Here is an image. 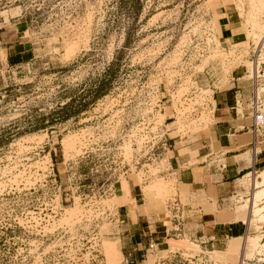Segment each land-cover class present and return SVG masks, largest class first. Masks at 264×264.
I'll return each instance as SVG.
<instances>
[{
  "label": "rangeland",
  "instance_id": "1",
  "mask_svg": "<svg viewBox=\"0 0 264 264\" xmlns=\"http://www.w3.org/2000/svg\"><path fill=\"white\" fill-rule=\"evenodd\" d=\"M219 7L236 27L230 41L219 39ZM250 12L251 0H0L2 32L17 33L4 40L28 50L18 68L0 50V264H126L116 208L129 185L170 220L166 134L205 129L212 91L233 78L252 95L264 16L256 28ZM256 191L238 208L256 229L245 252L252 264L264 254ZM168 242L179 254L149 253L156 264L241 262L232 246L208 253Z\"/></svg>",
  "mask_w": 264,
  "mask_h": 264
},
{
  "label": "crops",
  "instance_id": "2",
  "mask_svg": "<svg viewBox=\"0 0 264 264\" xmlns=\"http://www.w3.org/2000/svg\"><path fill=\"white\" fill-rule=\"evenodd\" d=\"M217 11L219 15L226 14L223 7ZM230 19L227 14L218 18L219 39L236 38V27H232ZM6 28L0 27V50L5 52L6 65L18 68L27 59L28 50L17 39L4 40L7 35L17 34L3 33ZM250 88L242 78H233L227 88L212 91L213 104L208 105L212 115L205 129L194 135L166 134L170 144L163 145V155L169 156L167 173L174 177L176 188L166 209L170 212L168 208L177 202L182 213L179 226L172 217L162 218V206L137 185H129L126 196L118 190L115 196L127 199L116 208L120 221L116 234L126 264H156L149 253L164 251L169 256L160 260H173L179 251L168 252V241L195 245L208 253L232 246L239 254L241 247L233 240L256 233L250 211L238 209L243 204L240 197L244 196L245 201L255 190L251 174L264 169V128L253 137L248 107L241 104L249 102Z\"/></svg>",
  "mask_w": 264,
  "mask_h": 264
},
{
  "label": "built area",
  "instance_id": "3",
  "mask_svg": "<svg viewBox=\"0 0 264 264\" xmlns=\"http://www.w3.org/2000/svg\"><path fill=\"white\" fill-rule=\"evenodd\" d=\"M252 80V95L248 102V111L251 118V132L253 137H256L258 134V130L264 128V68L254 70V77ZM259 89L261 92L259 93ZM171 212L172 220L175 222L177 226L182 222V213L181 208L177 204V202H173V207L168 208ZM152 245H149V248L152 249ZM240 264H252L249 260H241ZM256 264H264V260L262 262H258Z\"/></svg>",
  "mask_w": 264,
  "mask_h": 264
},
{
  "label": "bare ground",
  "instance_id": "4",
  "mask_svg": "<svg viewBox=\"0 0 264 264\" xmlns=\"http://www.w3.org/2000/svg\"><path fill=\"white\" fill-rule=\"evenodd\" d=\"M250 13H251V16L255 19V21H257L256 28L259 27L258 19H260L261 16H264V0H251V12ZM258 91L260 93L261 89H259ZM251 182L253 183V187L257 191L254 193V196L250 202V209L254 212L255 214L254 216L259 217L260 220H264V205L263 206L260 205L264 201V169H262L261 171L255 174H251ZM248 239H249V235L246 234L243 237L242 247L239 253L240 261L244 259L246 260L245 252H246V246H247ZM255 256L259 257L258 262H262L264 260V254H256Z\"/></svg>",
  "mask_w": 264,
  "mask_h": 264
},
{
  "label": "trees",
  "instance_id": "5",
  "mask_svg": "<svg viewBox=\"0 0 264 264\" xmlns=\"http://www.w3.org/2000/svg\"><path fill=\"white\" fill-rule=\"evenodd\" d=\"M99 90H101V89H98V90L96 91V94H98V96H104L105 93H101V91H99Z\"/></svg>",
  "mask_w": 264,
  "mask_h": 264
}]
</instances>
